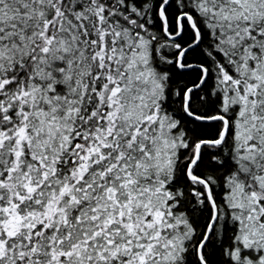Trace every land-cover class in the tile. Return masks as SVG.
<instances>
[{"label":"snow or ice","instance_id":"snow-or-ice-1","mask_svg":"<svg viewBox=\"0 0 264 264\" xmlns=\"http://www.w3.org/2000/svg\"><path fill=\"white\" fill-rule=\"evenodd\" d=\"M0 264H264V0H0Z\"/></svg>","mask_w":264,"mask_h":264}]
</instances>
